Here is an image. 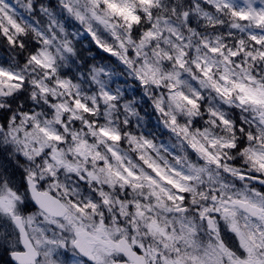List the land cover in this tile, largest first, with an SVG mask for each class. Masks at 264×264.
<instances>
[{
    "label": "clouds",
    "instance_id": "obj_1",
    "mask_svg": "<svg viewBox=\"0 0 264 264\" xmlns=\"http://www.w3.org/2000/svg\"><path fill=\"white\" fill-rule=\"evenodd\" d=\"M262 52L264 0H0V264H264Z\"/></svg>",
    "mask_w": 264,
    "mask_h": 264
},
{
    "label": "snow or ice",
    "instance_id": "obj_2",
    "mask_svg": "<svg viewBox=\"0 0 264 264\" xmlns=\"http://www.w3.org/2000/svg\"><path fill=\"white\" fill-rule=\"evenodd\" d=\"M252 39L255 41L258 38L257 37H253ZM261 55H264V52H262ZM18 259L20 260V264H27V261H26V257L25 256H20Z\"/></svg>",
    "mask_w": 264,
    "mask_h": 264
}]
</instances>
